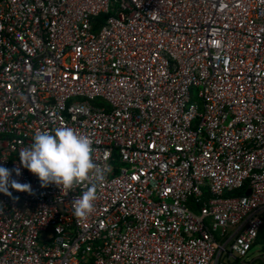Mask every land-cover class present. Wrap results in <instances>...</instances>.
<instances>
[{
    "label": "built area",
    "instance_id": "built-area-1",
    "mask_svg": "<svg viewBox=\"0 0 264 264\" xmlns=\"http://www.w3.org/2000/svg\"><path fill=\"white\" fill-rule=\"evenodd\" d=\"M61 125L110 166L86 218L81 188L20 164ZM0 166L33 190L0 193V264L242 260L264 215V0H0Z\"/></svg>",
    "mask_w": 264,
    "mask_h": 264
},
{
    "label": "clouds",
    "instance_id": "clouds-1",
    "mask_svg": "<svg viewBox=\"0 0 264 264\" xmlns=\"http://www.w3.org/2000/svg\"><path fill=\"white\" fill-rule=\"evenodd\" d=\"M92 144L89 136L61 125L37 131L32 144L19 152L20 164L38 177L41 187L55 184L66 193L77 187L82 189L73 203V213L78 218H86L93 212L98 186L104 183L110 171L107 163L95 162ZM13 171L17 176L21 174L19 167L10 170L0 166V193L11 197V188L32 194L29 183L11 178Z\"/></svg>",
    "mask_w": 264,
    "mask_h": 264
},
{
    "label": "trees",
    "instance_id": "trees-1",
    "mask_svg": "<svg viewBox=\"0 0 264 264\" xmlns=\"http://www.w3.org/2000/svg\"><path fill=\"white\" fill-rule=\"evenodd\" d=\"M107 16H108L107 14L102 13V14H99L97 17H95V18L93 19V30H94V31H96L97 28H98V26H99L101 23H103V22L105 21V19H106ZM246 186H247V184H246L245 186H243L242 188H239V189L233 191L232 194H238V195L243 194V193L245 192ZM192 201H193V200L190 199V202H191L190 207H191L194 211H196L197 208H198L201 204H200V203L192 204ZM215 235H216V237H217L216 239H217L218 241H222V240H223V238L219 237L218 233H215ZM254 243H259V244H261V245H262V251L264 252V215H263V224H262V226L260 227V229H259V231H258V235H257L256 240H255ZM254 243H253V244H254ZM232 263H234L233 260H231V261H228V260H227V264H232ZM257 264H264V261H263L262 259H261V260H258V261H257Z\"/></svg>",
    "mask_w": 264,
    "mask_h": 264
},
{
    "label": "rangeland",
    "instance_id": "rangeland-1",
    "mask_svg": "<svg viewBox=\"0 0 264 264\" xmlns=\"http://www.w3.org/2000/svg\"><path fill=\"white\" fill-rule=\"evenodd\" d=\"M196 94V89L192 91V96L194 97ZM264 252L262 251V245L259 243H254L251 249L248 251L247 255L243 258V260H251L254 259L255 261L261 260L260 256L263 255Z\"/></svg>",
    "mask_w": 264,
    "mask_h": 264
},
{
    "label": "crops",
    "instance_id": "crops-1",
    "mask_svg": "<svg viewBox=\"0 0 264 264\" xmlns=\"http://www.w3.org/2000/svg\"><path fill=\"white\" fill-rule=\"evenodd\" d=\"M260 258H261V256H260ZM231 260H233L234 261V263H232V264H257V261H255L254 259H251V260H240V259H238V258H231L230 260H228V261H231Z\"/></svg>",
    "mask_w": 264,
    "mask_h": 264
},
{
    "label": "water",
    "instance_id": "water-1",
    "mask_svg": "<svg viewBox=\"0 0 264 264\" xmlns=\"http://www.w3.org/2000/svg\"><path fill=\"white\" fill-rule=\"evenodd\" d=\"M249 191H250V190H249V189H247V190L245 191V194H248V193H249Z\"/></svg>",
    "mask_w": 264,
    "mask_h": 264
}]
</instances>
